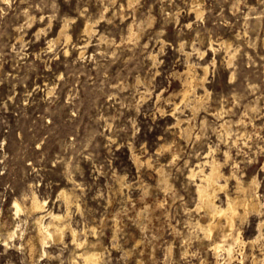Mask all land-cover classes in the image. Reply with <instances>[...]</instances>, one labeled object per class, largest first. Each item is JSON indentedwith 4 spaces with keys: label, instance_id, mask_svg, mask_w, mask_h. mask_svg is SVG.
Listing matches in <instances>:
<instances>
[{
    "label": "rangeland",
    "instance_id": "obj_1",
    "mask_svg": "<svg viewBox=\"0 0 264 264\" xmlns=\"http://www.w3.org/2000/svg\"><path fill=\"white\" fill-rule=\"evenodd\" d=\"M188 63L204 76L191 102ZM213 157L259 179L260 212L235 224L258 239L229 264H264V0H0V264H82L68 230L31 254L13 201L33 194L100 264H216L189 175Z\"/></svg>",
    "mask_w": 264,
    "mask_h": 264
},
{
    "label": "bare ground",
    "instance_id": "obj_2",
    "mask_svg": "<svg viewBox=\"0 0 264 264\" xmlns=\"http://www.w3.org/2000/svg\"><path fill=\"white\" fill-rule=\"evenodd\" d=\"M65 27L60 29L59 37L60 35H64L65 41L67 42L70 36L69 34L66 33ZM82 30L88 33L92 31L93 29H92V26L89 24V22H86L84 29ZM220 43H224L226 48H229V46H231L229 41L222 40V42ZM213 48L214 47L212 46V42L210 41L209 49H213ZM66 51L67 49H65V52ZM231 56L232 55L229 56L228 62L231 61ZM202 69L204 70V73H205L206 67H202ZM185 72H186V77H185V81L183 82L184 86L181 92V101L191 102L192 98H191L190 93H193L195 98L198 97L196 87L197 85L200 84V82H202L201 85L202 87H204L203 86L204 76L203 77L199 76L194 64L192 63L187 64V68ZM176 107H177V104L175 105L174 109ZM191 107L194 108V106H191ZM180 121L181 119L177 117L176 123H179ZM223 126L226 127V124L221 125V127ZM225 156H226L225 159L228 160L230 155L228 152H226ZM133 158L137 164V160L139 158L136 155H133ZM204 163L208 164L207 170H204L203 168H200V167L197 169L190 168L189 170L190 176L198 175V182H196V193L198 197L197 207L205 211L206 215L208 216L207 221H205L204 223L199 222V225H201V228L203 229V232L206 235V237L207 236L213 237L216 234L220 237L218 240L215 239L214 245L212 247L217 256L222 255L221 259L218 258L215 261L216 264H229L230 261H233L237 257V256L236 257L234 256V253L237 248L236 246H239V253L242 255V248L245 247V245L247 244L252 245L258 239V235L252 239H248V240L244 239L243 236H241L240 228L239 227L235 228V224H236L237 219H239L240 222L242 223L252 213L260 212V208H261L260 201L261 200H259V197L256 191L257 182L259 179L256 182L255 178L252 177L249 181H243L239 177L234 175L233 173L226 174L222 169L223 163L218 161L214 157L212 158L211 161L205 160ZM262 168L264 169V164L262 165ZM232 177H234L236 180L235 195L233 196L230 195V193L228 192L229 180ZM166 185H168V183ZM220 193H224L225 195L226 199H225L224 205H220L217 202V200L219 199ZM59 196L63 199L66 209H69L72 203L70 194L67 191L62 189L59 192ZM13 203H14L15 214H18L19 212L23 211L25 212V214L31 215L33 218V223L36 229L35 235L31 238L28 237L29 240L27 239L29 243V251L31 252V254L36 249V246L38 244L45 243L46 239H52L54 241L63 239L65 230H68L72 236L73 243L77 246V248L78 247L80 248V252H78L76 256L81 259V263L82 264H100L101 253L98 250L81 249L82 245L84 244V240L79 239L78 231L75 228H73L69 224V222L65 220V218L68 215V211L65 214H60L52 210H45L44 209L45 200L39 199L36 194H33L31 196L29 205L23 206L16 200H14ZM46 218H48L47 221H46ZM12 236L14 235L11 234L10 237ZM242 257L243 255L241 256V259ZM71 261H72V264H77L78 262L76 257H72ZM254 263H256L255 260H254Z\"/></svg>",
    "mask_w": 264,
    "mask_h": 264
}]
</instances>
